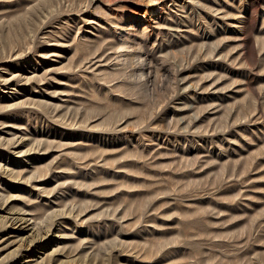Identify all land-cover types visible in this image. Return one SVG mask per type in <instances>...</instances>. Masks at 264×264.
<instances>
[{
  "label": "rangeland",
  "instance_id": "obj_1",
  "mask_svg": "<svg viewBox=\"0 0 264 264\" xmlns=\"http://www.w3.org/2000/svg\"><path fill=\"white\" fill-rule=\"evenodd\" d=\"M0 157L51 264H264V0H0Z\"/></svg>",
  "mask_w": 264,
  "mask_h": 264
},
{
  "label": "bare ground",
  "instance_id": "obj_2",
  "mask_svg": "<svg viewBox=\"0 0 264 264\" xmlns=\"http://www.w3.org/2000/svg\"><path fill=\"white\" fill-rule=\"evenodd\" d=\"M7 140L8 139H6V141ZM9 144L11 145V143ZM11 154H12L11 151H9V155ZM9 157L11 158V156ZM2 162H3V158L0 157L1 171L2 170L8 171L9 169L8 166H10V164L14 166L16 165L18 166V163L16 162L15 163L14 162L9 163V161L4 163ZM2 196L0 198H2ZM50 217L52 216L50 215ZM42 220L41 219L39 220L38 216L36 215H27V213L25 212L12 211L10 210V208L8 207L6 208L0 203V264H19L15 260L19 258V255L21 254H24V256L26 257L25 261H33L32 264H49L50 261L53 260L54 254L57 252L56 251L57 248H51L50 242H52L53 239L56 237V233L53 236H51L49 233L50 226L44 223L45 220L43 221ZM47 220L48 219H46V222ZM8 228H10V231L14 232V235L12 236L7 235L8 232L4 230ZM36 248H40L39 253H36L34 251ZM98 249L100 250V248H98L97 246V249L93 250L94 252H96L95 254H100L98 253ZM124 249H126V247ZM145 254L147 255L148 252H146ZM25 264H30V263L25 262Z\"/></svg>",
  "mask_w": 264,
  "mask_h": 264
}]
</instances>
